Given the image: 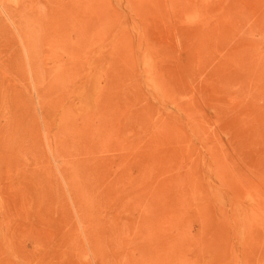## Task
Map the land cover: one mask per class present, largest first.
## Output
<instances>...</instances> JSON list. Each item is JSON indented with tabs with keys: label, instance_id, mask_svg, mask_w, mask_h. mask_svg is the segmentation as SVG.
I'll return each mask as SVG.
<instances>
[{
	"label": "rangeland",
	"instance_id": "rangeland-1",
	"mask_svg": "<svg viewBox=\"0 0 264 264\" xmlns=\"http://www.w3.org/2000/svg\"><path fill=\"white\" fill-rule=\"evenodd\" d=\"M0 264H264V0H0Z\"/></svg>",
	"mask_w": 264,
	"mask_h": 264
}]
</instances>
